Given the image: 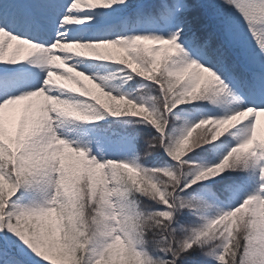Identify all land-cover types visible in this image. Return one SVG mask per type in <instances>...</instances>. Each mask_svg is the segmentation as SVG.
Segmentation results:
<instances>
[{
    "label": "snow or ice",
    "instance_id": "obj_1",
    "mask_svg": "<svg viewBox=\"0 0 264 264\" xmlns=\"http://www.w3.org/2000/svg\"><path fill=\"white\" fill-rule=\"evenodd\" d=\"M0 264H264V0H0Z\"/></svg>",
    "mask_w": 264,
    "mask_h": 264
}]
</instances>
